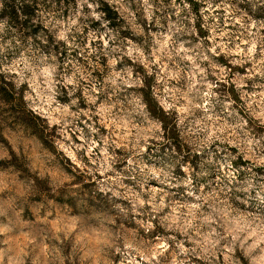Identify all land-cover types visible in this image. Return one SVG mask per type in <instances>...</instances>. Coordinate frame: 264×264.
Masks as SVG:
<instances>
[{"label": "clouds", "instance_id": "1", "mask_svg": "<svg viewBox=\"0 0 264 264\" xmlns=\"http://www.w3.org/2000/svg\"><path fill=\"white\" fill-rule=\"evenodd\" d=\"M217 8L235 29L231 47L197 35L211 5L197 11L185 0H77L66 22L40 14L19 55L0 64V104L46 153L42 171L59 169L111 193L115 232L105 228L99 244L122 255L132 248L145 264H264V222L247 221L239 210L237 175L245 168L233 167L242 153L253 159L241 144L264 129V21L254 19L264 16V0H222ZM101 34L111 43L92 42ZM65 95L60 104L56 97ZM45 108L58 109L55 129ZM11 135L10 123L0 125V143L10 144ZM57 138L73 159L58 150ZM213 150L219 167L204 173ZM129 214L133 227L116 224ZM121 230L149 247L123 240L121 251Z\"/></svg>", "mask_w": 264, "mask_h": 264}, {"label": "rangeland", "instance_id": "2", "mask_svg": "<svg viewBox=\"0 0 264 264\" xmlns=\"http://www.w3.org/2000/svg\"><path fill=\"white\" fill-rule=\"evenodd\" d=\"M168 2L169 0H165V3ZM200 2L204 5L203 8L208 9L211 5V9L215 11L208 9L204 13L203 19L207 20V27H203V19L199 20L196 25L197 35H201L202 39L206 38L209 44L215 41L231 47V32L235 29L231 24L224 22L223 8H217L222 0ZM223 2L234 3L235 0ZM176 3L179 4L180 0H176ZM76 7L77 0L67 12L58 10L54 13L51 0H37L34 20H39L40 14H43L44 19L62 17L66 22L69 16L74 14ZM65 8L63 7L64 10ZM254 19L264 21V16ZM226 29L229 30L228 36L225 34ZM32 30L33 28L23 31L0 20V64L11 63L19 55L20 49L26 46L27 37L33 34ZM252 30L255 31V28ZM261 35L264 36V29H261ZM92 42L111 43L103 34L94 36ZM126 51L129 56L137 54L132 48ZM71 55L76 57L77 51H73ZM112 63L119 69L120 65L115 60ZM128 63L131 64L132 61L129 59ZM56 99L60 104L67 103L66 95ZM47 102L46 99L43 100V103ZM40 103L41 97L37 96V105ZM17 115L8 112L5 106L0 104V125L11 124L10 144L20 148V152L16 154L11 151L9 143H0V256L3 257V264H129L133 258L140 264H145L132 248L127 250V255H122L109 245L100 246L99 241L108 237L105 228L115 232L110 223L117 216L113 201L109 199L111 193L106 196L97 186L85 184L87 181L81 183L79 178L73 180L59 169L42 171L46 153H43L40 145L30 137L28 129L16 118ZM43 115L47 116L49 126L53 129L60 123L57 108H53L51 113L45 108ZM71 127L72 125H69V130ZM261 134H264V129L250 134L249 142L241 144V148L253 159H243L242 153L233 161V167L240 163L245 168V171L237 175L240 188L237 195L241 197L238 208L247 213V221L264 222V140L259 145L251 142ZM56 145L69 159L74 158V154L59 138ZM231 152L235 155L237 149L233 148ZM217 159L219 157L213 150V154L201 163L200 170L207 173L213 168H218L219 165L215 163ZM223 162L221 160V163ZM249 167L251 171H247ZM225 170L228 171L227 168ZM48 213L50 215L45 220L44 217ZM129 221L130 214L128 219H124L122 215L116 218V224L123 222L126 228L133 227ZM123 240L133 242V247L142 251L149 247L148 244L140 242L139 234L121 230L120 239L116 240V245L121 251L124 249ZM199 264L206 262L201 261Z\"/></svg>", "mask_w": 264, "mask_h": 264}, {"label": "trees", "instance_id": "3", "mask_svg": "<svg viewBox=\"0 0 264 264\" xmlns=\"http://www.w3.org/2000/svg\"><path fill=\"white\" fill-rule=\"evenodd\" d=\"M52 9L55 13L58 10L67 12L72 4H75V0H51ZM193 3V5H192ZM185 4L188 7H194L195 10L199 11L203 8V4L200 0H185ZM65 8V10L63 9ZM37 11V0H0V20L7 24H12L14 28H21L24 30L32 29L33 33L36 28L32 21L36 16ZM200 33L201 28H199ZM4 87L2 79H0V89ZM3 93L0 92V97ZM25 128L26 126L20 122ZM27 129V128H26Z\"/></svg>", "mask_w": 264, "mask_h": 264}]
</instances>
